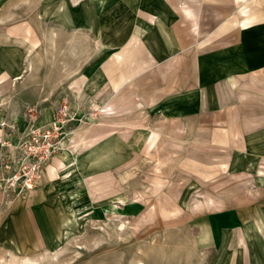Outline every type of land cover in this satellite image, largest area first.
<instances>
[{
    "label": "rangeland",
    "instance_id": "1",
    "mask_svg": "<svg viewBox=\"0 0 264 264\" xmlns=\"http://www.w3.org/2000/svg\"><path fill=\"white\" fill-rule=\"evenodd\" d=\"M89 1L83 13L71 0H0V264H264L262 144L224 126L222 143L174 131L209 128L213 114L175 124L172 111L149 109L126 126L99 124L82 94L103 86V48L85 24L103 0ZM245 5L224 7L242 15ZM55 120L62 131L47 147ZM91 122L103 136L72 152L70 135ZM158 126L184 147L149 150ZM239 173L261 194L232 186ZM215 185L219 207L209 204Z\"/></svg>",
    "mask_w": 264,
    "mask_h": 264
},
{
    "label": "crops",
    "instance_id": "2",
    "mask_svg": "<svg viewBox=\"0 0 264 264\" xmlns=\"http://www.w3.org/2000/svg\"><path fill=\"white\" fill-rule=\"evenodd\" d=\"M71 1L82 12L86 8L84 0ZM244 3L245 0H103L102 6H97L94 2L98 9L93 14L86 13L85 24L99 38V48H103L96 66L103 86L95 95L82 94L87 105L98 108L99 124L126 126V118L145 117L149 109L172 111L175 124L192 115L213 114L216 120L209 128L184 123L176 124L174 131L191 134L200 143H222L226 141L224 126L246 134L242 142L263 145L264 0H246V5L237 11L242 15L234 16L226 8ZM94 127L91 122L77 129L69 137V149L79 152L100 139L103 134L94 132ZM158 127L147 142L149 150L160 140L178 149L184 147L185 139L175 141L169 138L167 129ZM230 141H240L239 135ZM262 145L257 149L260 167L264 168ZM235 176L232 186L261 194L253 176ZM93 184L101 186L100 181ZM221 189L213 186L214 194L209 197L213 201L209 204H223ZM238 242L247 248L243 235Z\"/></svg>",
    "mask_w": 264,
    "mask_h": 264
},
{
    "label": "built area",
    "instance_id": "3",
    "mask_svg": "<svg viewBox=\"0 0 264 264\" xmlns=\"http://www.w3.org/2000/svg\"><path fill=\"white\" fill-rule=\"evenodd\" d=\"M66 107V106H65ZM50 128L47 130V132H43V137L47 140V147L51 146L53 144V141L51 142V138L56 133L57 136H60L59 133L62 131V124L59 120H55L53 124L49 126ZM48 155V154H47ZM14 178L18 179V173L12 175ZM19 181V179L17 180ZM28 186H32L31 182L27 183Z\"/></svg>",
    "mask_w": 264,
    "mask_h": 264
},
{
    "label": "bare ground",
    "instance_id": "4",
    "mask_svg": "<svg viewBox=\"0 0 264 264\" xmlns=\"http://www.w3.org/2000/svg\"><path fill=\"white\" fill-rule=\"evenodd\" d=\"M72 133H73V131H72ZM72 133H71V134H72ZM70 136H71V135H70ZM93 202H94V201H93ZM115 202H116V201H115ZM118 206H119V205H118ZM141 262H142V261H141ZM24 264H29V263H24ZM141 264H142V263H141Z\"/></svg>",
    "mask_w": 264,
    "mask_h": 264
}]
</instances>
